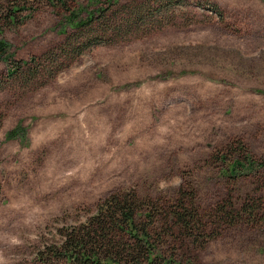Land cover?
<instances>
[{
	"label": "rangeland",
	"instance_id": "obj_1",
	"mask_svg": "<svg viewBox=\"0 0 264 264\" xmlns=\"http://www.w3.org/2000/svg\"><path fill=\"white\" fill-rule=\"evenodd\" d=\"M11 1L31 10L1 35L13 59L35 57L40 68L9 77L0 61V264H44L37 249L111 192L172 199L179 186L203 214L231 195L234 205L249 196L261 215L186 250L164 241L161 254L264 264V169L231 178L217 160L236 139L264 158V0H116L89 46L67 59L63 47L84 38L61 34V9ZM61 60L68 65L52 72ZM16 125L25 136L6 138Z\"/></svg>",
	"mask_w": 264,
	"mask_h": 264
},
{
	"label": "trees",
	"instance_id": "obj_2",
	"mask_svg": "<svg viewBox=\"0 0 264 264\" xmlns=\"http://www.w3.org/2000/svg\"><path fill=\"white\" fill-rule=\"evenodd\" d=\"M92 1L87 0V3ZM115 1L105 0L106 5L86 11V6L74 0H46L62 11L61 34L74 32L84 38L76 45L66 44L60 51L64 56L62 59L75 58L89 46L94 37L85 36L90 34L93 24L101 21L109 5ZM68 2L73 4L66 5ZM23 10L29 13L31 9L25 8L24 3L0 0V61L6 65V76L28 75L35 78L40 68L36 58L26 61L13 59L9 44L1 35L3 23H20L22 18L18 14ZM210 10L219 14L214 4L210 5ZM82 12H85L83 18L80 17ZM84 40L87 43L82 46ZM67 61H55L51 71L62 70L68 65ZM24 136L25 131L20 125L6 133V138ZM225 148L217 156L224 176L234 178L243 175L244 171L254 174L264 169V158L257 159L249 154L242 141L232 140ZM260 187L264 188V180ZM258 215L261 211L249 196L238 205H234L231 195L226 196L203 214L195 204L191 188L186 190L184 186L178 187L172 199H140L133 191L118 190L102 198L83 221L57 229V243L53 241L37 249L35 258L44 264L54 258L73 264H198L190 258L180 263L174 259L172 251V254L164 256L160 253L162 243L171 240L186 250L188 242L205 243L216 236L220 227L232 226L242 220L255 222Z\"/></svg>",
	"mask_w": 264,
	"mask_h": 264
}]
</instances>
